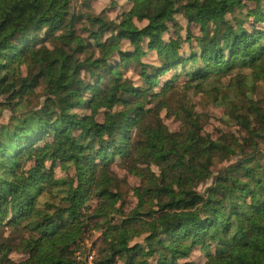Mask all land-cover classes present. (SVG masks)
I'll list each match as a JSON object with an SVG mask.
<instances>
[{
    "label": "trees",
    "instance_id": "1",
    "mask_svg": "<svg viewBox=\"0 0 264 264\" xmlns=\"http://www.w3.org/2000/svg\"><path fill=\"white\" fill-rule=\"evenodd\" d=\"M262 2L127 0L112 18L77 0H0V108L16 113L38 87L44 97L0 124V264H196L179 259L198 247L201 264H264V96L250 91L264 83ZM177 15L185 39L165 38ZM134 63L140 85L122 70ZM176 64L185 71L161 82ZM190 91L237 129L206 132ZM58 161L75 172L52 184ZM48 194L58 202L40 206Z\"/></svg>",
    "mask_w": 264,
    "mask_h": 264
},
{
    "label": "rangeland",
    "instance_id": "2",
    "mask_svg": "<svg viewBox=\"0 0 264 264\" xmlns=\"http://www.w3.org/2000/svg\"><path fill=\"white\" fill-rule=\"evenodd\" d=\"M83 0H77L76 7L86 13V12H93V13H100L101 11H104L106 15L109 17H118L121 15L122 11L127 10L129 5L127 3V0H86V3L84 4L82 2ZM256 4L254 3H248L249 7L254 8ZM261 7L264 10V2L261 3ZM246 10V9H245ZM176 19L178 21V28L177 29H172L170 32L165 34V38L168 37H173L176 39H185L187 35V28H188V23L185 20V18L182 15H177ZM254 17H251L250 20L252 21ZM258 25H262L261 23H258ZM191 32L193 36L196 38L199 36V28L197 26H191L190 27ZM124 47L128 48V43L125 41ZM184 51L188 52V45L184 44L183 45ZM143 61L151 62V63H156L157 62V57L156 53L154 51L148 52V54L143 58ZM193 62H189L187 65H185V68H188L190 65H192ZM177 68H174L171 70L170 73L163 75L161 77V82L163 80H168L172 77V74L174 71L179 70L178 72L183 73L185 71V68H181V65L176 64ZM123 72L125 73L126 76L130 77L135 81V85H140L141 80L138 75L137 70L135 69V63L132 65H129L128 68L122 69ZM23 72L26 73V67L23 66ZM184 82V78L182 77L179 80V84H182ZM161 84V83H160ZM160 84L156 86V90L160 88ZM103 85V83H102ZM250 91L253 93V95L258 96V97H263L264 96V83L259 82L255 87H251ZM43 95V90L41 87L36 88L35 92L33 93H28L26 97L22 100L21 104L17 108V112H11V110L6 109V108H0V124H5L9 121V118L12 114H18L19 112L22 111H27L29 109L37 108L40 106L42 103L44 97ZM189 98H191L194 113H203L206 114L205 119L207 120V123L205 125V131L212 134L214 137H217L219 133L222 130H232L235 131L238 126H236L233 122L226 121V116H225V109L223 107H216L213 104H207L206 100L202 98L200 94H196L193 91L188 92ZM149 107L154 108L155 103L153 102L152 104L149 105ZM76 112H84L82 108H76L74 109ZM86 112V111H85ZM161 116L163 118L164 123L169 127L170 130L172 131H177L180 128V121L174 117V116H168L166 113V110H163L161 112ZM102 115L99 116V119H102ZM226 164V162H224ZM113 171L122 178L123 180L126 181L128 186H134L139 183V178L136 176L130 175L127 173L126 170L122 169L119 165V162H116L112 166ZM53 177L50 179V183H56L59 179L65 178V177H71L74 175V169H66L62 167V164L58 161L56 162V165L53 168ZM211 184V180L207 181L206 183L202 184L199 187V190L203 192L209 185ZM60 195V194H59ZM44 199V200H43ZM47 199H51L52 202H58L59 196L56 194H48V196H44V198L40 199V206L45 205V202ZM128 201L133 200L131 195H128L127 197ZM86 208L88 210L92 211H98L100 209L99 206V200L97 199H90L86 203ZM6 228L4 229V231ZM3 231V232H4ZM5 233H7L5 231ZM99 232L96 231L92 234L91 237L88 238L86 244H87V254L89 255V260L93 259L94 255V249H93V242H99ZM137 241L141 242V238L137 239ZM214 249V247L212 248ZM10 258L19 261L22 260L24 255L17 251L13 250L9 254ZM81 256V255H80ZM141 255H138V258H140ZM208 259V256L205 253V250H202L200 247L193 249V251L185 258L179 259V262H194L196 264H201L205 262Z\"/></svg>",
    "mask_w": 264,
    "mask_h": 264
}]
</instances>
